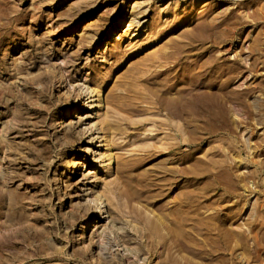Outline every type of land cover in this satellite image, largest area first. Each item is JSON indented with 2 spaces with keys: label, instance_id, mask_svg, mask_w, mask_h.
I'll return each mask as SVG.
<instances>
[{
  "label": "rangeland",
  "instance_id": "374dc122",
  "mask_svg": "<svg viewBox=\"0 0 264 264\" xmlns=\"http://www.w3.org/2000/svg\"><path fill=\"white\" fill-rule=\"evenodd\" d=\"M1 193L0 264H264V0H0Z\"/></svg>",
  "mask_w": 264,
  "mask_h": 264
},
{
  "label": "bare ground",
  "instance_id": "6f19581e",
  "mask_svg": "<svg viewBox=\"0 0 264 264\" xmlns=\"http://www.w3.org/2000/svg\"><path fill=\"white\" fill-rule=\"evenodd\" d=\"M72 85V84H71ZM74 85V84H73ZM71 87V86H70ZM80 88H82V90H86L87 92V95H85L84 97V101L80 102L79 105L77 107H79L75 112H78L81 110V108H83L82 110L85 111V107L86 106H89V109L87 110L88 112V115L85 117V118H81L79 120V125L81 127H84L83 128V132H84V135L86 136L87 139H90L91 142V145L93 144V148L89 149L88 150V154H98V156L101 158L102 161H104L106 164H105V167H107L108 169L111 168V165H112V160H111V157H112V153H111V149L109 147L106 148V146L104 144H102L104 142V137L101 136L100 132L98 131V129L96 128V122H94V117L96 115V112L94 111L96 108H98V103H101L100 102V96L97 97L98 94H100V91L97 89V88H93L92 86H89V84H82V86H80ZM82 91V92H83ZM84 93V92H83ZM96 98V100H94ZM102 98V97H101ZM90 100V101H89ZM87 101V105L85 106L83 104V102H86ZM89 101V103H88ZM72 110V109H70ZM98 111V110H97ZM86 112V113H87ZM95 112V113H94ZM72 113H70L68 116L72 115ZM76 115V114H75ZM97 119V118H96ZM109 142V141H108ZM106 143V142H105ZM105 146V151L104 153H98L95 152L94 149H99L101 147H104ZM112 148V147H111ZM9 149V148H8ZM95 156V155H94ZM116 156V155H115ZM97 157V156H96ZM94 157V158H96ZM98 158V157H97ZM96 160V159H94ZM98 160V159H97ZM96 160V161H97ZM112 161V162H111ZM104 167V166H103ZM118 167V166H117ZM116 168V167H115ZM113 169V168H112ZM4 197V194L1 193L0 194V200H2ZM93 202V205H95V207L97 208V218H96V222H104L106 217V213L104 212V203L102 202V196H100V194H96L95 197L93 198L92 200ZM91 202V203H92ZM90 203V204H91ZM88 223H85V226L87 225Z\"/></svg>",
  "mask_w": 264,
  "mask_h": 264
}]
</instances>
